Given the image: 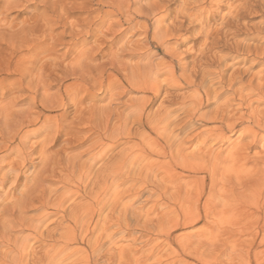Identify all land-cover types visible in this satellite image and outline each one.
I'll use <instances>...</instances> for the list:
<instances>
[{
    "label": "bare ground",
    "instance_id": "obj_1",
    "mask_svg": "<svg viewBox=\"0 0 264 264\" xmlns=\"http://www.w3.org/2000/svg\"><path fill=\"white\" fill-rule=\"evenodd\" d=\"M137 1L138 3L140 2V0H99V5L109 10H97L98 20L92 23L91 26L87 22L89 17L74 22L77 25L71 24L70 26L69 23L60 21L62 19L59 18V23L54 25V27L61 26L63 28V31L56 36L59 40L60 36L63 35H69L75 39L80 34L76 29L86 23L89 25L88 33L94 38V43L88 47L87 43L81 42L82 44H80V42L74 40L69 46V53L61 57V64L54 55L55 43L52 45L46 44L45 40L43 45H41L42 50L38 48L39 45H34L35 49L40 50V55L36 56V59L32 62V68L25 71L27 75L33 77L32 82L35 81L34 90L36 91L34 93L37 95L40 89L38 87L43 86L45 90L40 101H42L41 104L46 110H58L59 108L63 110L67 106V103L73 104L75 108H78L75 114V118L79 122L78 125L88 124L87 129H80L77 134L83 133L87 136L86 141L89 142V145L86 153L89 156V160L92 161V164L98 160L107 161L105 173L102 179L98 181L104 185L103 189H107L108 191L110 187L116 185L121 176L123 177L128 174V178L122 179L123 182L121 184H126L130 180L131 187H129L131 189L128 188L130 189L129 192L126 190V193L120 195H125L128 192L131 194V197L140 200L143 198V195H150L151 198L152 196H159L160 198V196L162 197L160 193L166 195V193L170 192L169 194L172 195L174 193L168 190H175L176 195L171 197L177 199L175 201L179 203L174 204H180V207L174 208H179L180 210L175 211L170 218L175 225L173 230L178 227H194L203 219L209 220L213 217L216 219L221 217V215L222 218L230 217L229 219H231L232 216V218L247 219L249 222L259 220L263 222L264 226V46L259 44H254L255 46L250 45L244 40L238 39V33L245 26L243 22L246 16H255L257 14L264 16V0H180L179 8L175 10L176 14L174 13L175 17L167 27L162 24L169 17V14L172 13L169 5H172L177 0H157L152 5H144L146 3L144 2V4L142 3L143 5L135 10L133 6H135L134 4ZM20 5H22V2L19 0H5V3L0 8V30L11 32L9 35L12 38L11 42L8 41L10 43V58L8 57L6 69L0 66V77L1 72L5 71L7 73L6 77L0 78V86L3 88L7 84L15 87V84L20 83L22 85L23 83L24 73L20 69L21 66L19 65L18 58L21 49H17V43L13 42L16 38L15 32L18 29H15L13 23L10 22L11 20L8 21L9 12ZM225 5H228V13L221 15L220 10L222 11ZM111 17H116V19L113 20ZM139 17H144L147 21L151 18L154 21L152 28L144 24V28L138 36L142 38L140 41L124 39L120 46L117 47V50L113 52L112 47L117 43L118 39V37H115V34L119 32L118 35L122 36L123 32L125 33L128 29H133L137 24L139 25L141 22L138 23L137 21ZM217 19H219V24L215 23ZM125 24L128 27H123V29L121 28L118 31L115 30L116 27H122ZM260 25L262 26L256 27L254 31L253 29L249 31L253 35H264V22ZM246 28L245 30H248ZM50 32L49 37L58 41L54 37V31L51 30ZM151 32L153 34L152 40L158 44L171 61H165L158 52L151 53L149 51L150 44L143 43V40H147ZM191 33L195 35V41H200L199 49L193 52V49L190 48L189 52H191L186 57L183 59L176 58L178 55L176 56L172 51L173 49L171 48V50L168 47L169 44L172 43L173 39ZM109 36L114 37L112 38V43L101 49L104 43L107 44L105 41ZM138 50L142 52L135 54ZM99 51L100 53L98 54ZM222 51L229 52L230 57L222 56ZM134 57H136L137 61H134L136 60ZM233 57H242L244 63L250 62L251 65L248 67L247 64L246 66L244 65L245 67L243 68H246L244 70H239L240 68L236 69L234 65L227 63L228 59ZM189 58H191L190 61H184ZM258 67L260 69L254 73L253 70ZM47 68L53 73L52 76L48 74L49 72L47 73ZM231 68H234L231 71L232 73L227 75V71ZM62 75H67L65 77L72 80L71 84L65 86L66 91L69 89L73 90V93L67 95V100L63 97L58 98L49 95L50 85L48 81L54 79V81L59 83ZM20 77H22V80ZM105 80L109 81L108 85H105ZM184 88L192 90V93L184 94L178 92ZM94 89L114 92L111 95V102L118 100L119 96L132 95L131 93H137L140 96L130 97L125 109L118 114L115 113L114 117L111 111L103 110L102 114H96L98 108L92 105L89 108H83V106H86L85 100L92 98L94 91L92 92L91 90ZM14 92V89L10 90L11 96H9L10 100L7 105H2L3 100L0 104V120L2 121L3 119L6 123L11 119L14 120L15 117H12V115H16L13 114L14 99H12V95ZM81 93H85L87 96L85 98L80 97ZM254 98H257L256 101H253ZM158 102L156 110L153 111L152 107ZM255 103H258V106L255 107ZM206 107L209 109L203 111ZM97 115L100 116L98 120H96ZM77 121H74L72 124L74 125ZM95 121H98V123ZM6 123V127H9V123ZM195 124L209 126V128L204 129L200 134L196 135V140L193 143L190 142L191 144L188 140L192 136L188 137V140L183 139L181 141L179 135L181 133L185 135L188 131H194L195 127L193 125ZM129 125H132L131 128ZM43 130L46 134L47 132H56L58 134L60 133V126L57 123L55 126H52L50 123L46 124ZM141 130H144L145 133H141ZM174 130L178 131V134ZM237 132L240 133L241 140L235 147L227 151L224 156V151L218 150L216 146L221 143H230L231 137ZM152 135H155V137L153 138ZM55 137L52 136L50 138V143L53 144L56 141L57 138ZM186 137L187 135H185ZM71 140L65 142L67 146L72 143ZM243 140L244 142L246 140V143L240 144ZM7 146L4 143L0 144L1 148H7ZM14 146L16 147L17 145ZM119 146H122V149L116 156L109 155L113 153L112 150L114 148ZM257 148H260V151L250 156V151ZM44 149L47 150V148ZM10 151V153L14 152L16 154L17 159L30 161L28 159L30 153H26L22 148L17 147ZM42 153V168L47 169L49 157L47 151ZM66 153H68L67 150ZM73 164L75 165V161ZM11 166L15 168L13 164ZM13 167L8 169L4 177L0 179V195L4 193V185L7 182H11L16 188L19 187L20 174L14 176ZM63 168L66 170V167ZM86 172L89 171L86 170ZM42 183L39 186H42ZM98 184H96L97 187ZM99 185L101 186V184ZM24 187L25 192L19 195L20 198L17 199L18 201L14 206V209H17L15 212L24 215V219L20 220L21 224L17 222L20 225L19 234L27 230L34 232L39 228V225L30 224L27 227L24 224L28 220V217L25 215L34 207L31 192L32 181H27ZM116 188H119V185ZM165 190L167 192H164ZM115 197L118 199V196ZM121 197L119 198L121 199ZM95 199L97 200L98 198ZM160 199L162 200L163 198ZM220 199L223 202L216 204V201ZM169 201L171 202V200ZM61 204L62 201L57 205L61 206ZM171 204L173 205V202ZM185 204H189L190 206L184 208L183 205ZM45 206L47 205L42 203L40 207L44 208ZM86 206L80 208L79 212L73 213L72 218L76 223L80 219H85L84 214L86 213H80L87 210ZM251 207L254 208V211H251ZM250 208L251 210H249ZM98 212L100 213L101 211ZM168 214L165 217L169 218ZM122 216V219L124 216L127 218L125 213ZM130 217L133 219L132 216ZM86 219L88 221V218ZM237 220L239 221V219ZM5 227H3L4 231L0 232H5ZM26 227L27 230H25ZM6 228L9 229L8 227ZM127 228L130 229V227ZM7 229L6 231H8ZM10 229L12 230V228ZM65 231L67 232V230ZM2 235L1 238H5L4 234ZM67 235L69 234L67 233ZM170 235L168 234V237H171ZM7 237L10 243L11 235ZM199 237L202 236L199 234H188L178 238H181L180 240L185 243L193 242L194 239ZM7 240L3 241L6 242ZM17 240L19 241V239ZM17 240L16 243L13 242L15 244H10L13 245L10 248V252L0 253V264H23L25 262L26 256L24 252H20L24 249L25 245L18 246ZM55 241L57 240L55 239ZM4 243L3 246L7 245V242L5 245ZM20 248L22 249L20 250ZM77 254L79 253L77 252ZM57 257L52 258V260H56ZM197 258L200 259V257ZM27 264L29 263L27 262Z\"/></svg>",
    "mask_w": 264,
    "mask_h": 264
},
{
    "label": "rangeland",
    "instance_id": "obj_2",
    "mask_svg": "<svg viewBox=\"0 0 264 264\" xmlns=\"http://www.w3.org/2000/svg\"><path fill=\"white\" fill-rule=\"evenodd\" d=\"M19 1L22 2V5L14 8L9 12L8 21L11 20L10 22L13 23L15 29H20V31L17 30L15 32L16 38L13 42L17 43V49H21L18 58L20 62L19 65L21 66L20 69H22V72L24 73V78L26 76L29 77H26L25 79L23 78L22 85L18 83L17 85L15 84V87H11L9 84H7L5 88L0 86V104L3 100L2 105H7L10 100L9 96H11L10 90L14 89L15 92L12 95V99H14L13 114H16L15 116L12 115V117H15L14 120L11 119L9 122H7L9 123V127H6V121H3V119L2 121L0 120V144L4 143L8 145L7 148L0 147V179L4 177L8 169L13 167L11 166L12 164L16 168L15 169L13 167L15 172V174L13 175L18 176L20 174L19 187L16 188L14 184H12L11 182H7L4 185V193H1L0 195L5 197H0V212L2 211L0 213V225L3 226L7 222L3 227L6 226L9 228L7 229L5 227V232H0V253L4 254L5 252H10V248L13 247V245L10 244H15L16 240L19 239V241L17 240V245H25V251L24 249L20 251L24 252L26 256L24 260L25 262H23V264H27V262L29 264H264V226L262 221L254 220L249 222L244 218H232L231 216V219H229L230 217L222 218L221 215V217H218L216 219L214 217L209 220L203 219L194 227H178L176 229L174 228L173 230V227H175V225L172 219L170 220V218L175 211L180 210L179 208H174L180 207V204H174L179 202L175 201L176 198L173 199V197H171L176 195L174 192L175 190H168L171 191V193H174L172 195L169 194L170 192L166 193V195L160 193V195H162V197L160 196V198H163L162 200L157 195V197L152 196V198L150 195H143V198L140 200L134 199L135 197H131V194L128 193L131 189V181L129 180L128 182H126V184H121L123 182L122 179L128 178V174L124 175L123 177L121 176L118 179L116 185L110 187L108 191L107 189H103L104 185H102V183L98 181L102 179V176L105 173V164L107 163V161L98 160L96 163L92 164V161L89 160V156H87L86 153L89 145V142L86 141L87 136L83 133L77 134L80 129H87L88 124H84L81 126L78 125L79 122L75 118L76 110L78 108H75L73 104H69L66 101L68 107L66 106L63 110H61V108H59L58 110L44 109L43 105L41 104L42 101L40 100H42L45 89H43V86L38 87L40 89L38 91V94L36 95L34 93L36 91L34 90L36 85L35 81L32 82L33 77L27 75L25 71L32 68V62L36 59V56L40 55L39 51L42 50L41 45H43V42H45V40L46 44L52 45L53 43H55L54 46L57 48L54 47V55L55 58L57 57L60 64L62 63L61 57L69 53V46L74 40H76V42H80V44L85 42L87 43L88 47L91 46L94 43V38H92L88 33L89 25L91 26L92 23H95L98 20L97 10L104 9V11H106L109 9L100 6L98 3L99 0ZM156 1L157 0H140L139 3L137 1L134 4L135 6H133V9H138L139 6L144 4V2H146L144 5H152ZM4 3L5 0H0V8ZM179 4L180 0H177L174 1L172 5H169V9L170 11H172V15L169 14V17L162 24L163 26L167 27L168 24L173 20L176 14L175 10L179 8ZM227 6H223L224 8L222 9V11L220 10V12L222 13L221 15L228 13ZM87 17H89L87 21L89 25L85 23L86 26L83 25L81 27H78L76 31L80 34L75 39H73L69 35L60 36V40L56 37L63 31V28L61 26L54 27L55 24L59 23V18L62 19H59L60 21H65L66 23H69L70 26L71 24L77 25V23L74 22H78L79 20L85 19ZM111 18L113 20L116 19V17ZM149 19L150 20L147 21L146 18L139 17L137 18V21L138 23L140 21L141 22L136 26L139 28L134 27L133 29H128L127 32H123L122 36L118 35L119 32L118 34H115V37H118V39L116 43L117 45L115 44V47H112L113 52L117 50V47L120 46L121 42L124 39H134L140 41L142 38H139L138 36L142 32L144 24H147L150 26V28H152V23L154 21L151 20V18ZM262 22H264V16L261 14H257L255 16H246L245 21L243 22L245 26L243 30L238 33V39L244 40L247 44L250 45L259 44L261 46H264V35H253L252 32L249 31L250 29H253L254 31L256 27L262 26L260 25L262 24ZM215 23L219 24V19L215 20ZM23 26L25 29L23 28ZM246 26L248 30H245ZM123 27L126 28L128 27V25L125 24L122 27H116L115 30H121V28L123 29ZM51 30L54 31V37L58 39V41L49 37ZM10 33L11 32H7L6 30H0V66H2L3 69H6V63L10 58L9 42H11L12 39L9 35ZM134 33H136L135 36ZM23 36L25 40H23ZM152 36L153 34L151 32L148 39L143 40V43L145 42L150 44L149 51L153 54L158 52L165 61H171V59L164 54V51L158 46V44L152 40ZM112 38L114 37L109 36V38L105 41L107 42V44L104 43L102 47L100 46L101 49H104L108 44L112 43ZM27 43H30V45H28ZM34 45H39L38 48L40 50L38 51L37 49H35ZM199 45L200 41H195V35H192L191 33L183 37L181 36L179 38L173 39L172 43H170L168 47L170 49H173L171 50L176 54V56L178 55L176 58L179 57L180 59H183L188 55V53L191 52H189L190 48H192L194 52L196 51V49H199ZM140 52L142 51L138 50L135 54H139ZM99 53L100 51L98 52V54ZM221 55L229 56L230 53L227 51H222ZM134 59H136V57H134ZM190 60L191 58L185 59L184 61ZM134 61H137V59ZM227 63L229 65H234V68L236 69L240 68L239 70L246 69L243 68L246 66V64L247 67L251 65L250 62V64L244 63L242 61V57L230 58L228 59ZM233 69L231 68L229 71H227L226 74L230 75ZM259 69L260 67L253 70V72L256 73ZM47 73L51 76L53 74L49 70V68H47ZM6 74L7 73L5 71L1 72L0 78L6 77ZM65 76L67 75L61 76L59 83L54 81V79H50L48 81V84L50 85L49 95L56 96L58 98L63 97L66 100L68 99L67 95L73 93V90L69 89L68 91H66L65 86L71 84L72 80L68 77L67 79ZM20 78L22 80V77ZM108 84L109 81L105 80V85ZM58 91L60 94L58 93ZM91 91H94L92 93V98L88 97L90 100H85L86 106H83V108H89L91 107L90 105H92L98 108H96V114H102L103 110H105L111 111L112 114H114V117L115 113L118 114L125 109L126 105L129 103L128 101L130 97L140 96V94L131 93L132 95L123 97L119 96L118 100L111 102V95L114 92H108L105 90L98 91L97 89ZM178 92L191 94L192 90L190 91L189 89L184 88L179 90ZM81 96L85 98L87 94L81 93L80 97ZM256 99L257 98H254L253 101H256ZM158 104L159 102L153 106L154 109L152 107L153 111L156 110ZM254 106H258V103H255ZM207 109L209 108L206 107L203 109V111ZM99 117L100 116L97 115L96 120H98ZM15 120L16 122H14ZM74 121H77L78 123L75 122V124L73 125L72 123H74ZM55 122L60 126V133L57 134L56 132H52V134L50 132H47L46 134L43 128L46 126V124L50 123L52 126H55ZM95 122L98 123V121ZM131 126L132 125H129L130 128ZM193 126L195 127L194 131H188L189 133L186 132V138L184 133L180 134L179 132L181 141L183 139L188 140L192 136L194 138L191 137V139L188 141L189 143H193L196 140V135L200 134L204 129L209 128V126H202L200 124H195ZM176 130L174 131L176 134H178V131ZM42 131L44 132L42 133ZM141 133H145V131L141 130ZM239 134V132L235 133L231 137L230 143L218 144L216 148L218 150L220 149V151L222 150V152L224 151L223 155L225 156L227 151L235 147L241 140ZM52 136H56L55 138H57L53 144L50 143V138ZM152 137L154 138L155 135H152ZM8 139H10L11 142H9L10 140L7 141ZM60 139L61 141H59ZM70 139H72V143L67 146L65 142ZM192 139L193 141H191ZM244 143H246V140L245 142L243 140L240 144ZM14 145L17 146L15 147ZM17 147L22 148L26 153H30V156L28 157L30 161H21L16 158V154L14 152L10 153L11 149L14 150ZM44 148H47V150ZM121 149L122 146L116 147L113 149L114 151L112 150L113 153L111 152L112 154L109 155L116 156L121 151ZM43 150L47 151V155L49 157L47 169L42 168V152H44ZM66 150L68 153H66ZM259 151L260 148L253 149L252 151H250V156H253L254 153H257ZM74 161L75 165L73 164ZM63 167H66V170ZM86 170L89 172H86ZM14 176L12 177L14 178ZM30 180L32 181L31 192L33 195L32 200L34 207L29 210L30 212H27L28 215H25L26 217H28V220L24 224L27 225V227L30 224L39 225V228L37 229V231L30 232L26 227L25 230L27 231H23L19 234V223L21 224L20 220L22 221L24 219V215H21L19 212H15L17 209H14V206L18 201L17 199L20 198L19 195H22L21 193L25 192V183L27 181L31 182ZM40 183H42L43 185L39 186ZM98 183L101 184V186ZM63 184L68 185L69 187H64ZM96 184H98V187ZM117 185H119V188H116ZM40 187H42L43 189ZM93 189H95V191H93ZM126 190L128 191L127 194L120 195L122 193H126ZM164 192L167 191L165 190ZM7 193L10 195H8ZM114 195L118 196V199ZM120 196H122L121 199L119 198ZM95 198L98 199L96 200ZM94 199L95 201H93ZM146 199H148V201H146ZM169 200H171V202ZM221 200L222 199L216 201V204H221L223 202ZM60 201H62L61 206L57 205ZM172 202L173 205L171 204ZM42 203H45L48 206L44 207L47 209L40 207ZM119 204L120 206H118ZM85 206L89 211H81L80 213H86L84 214L85 219H80L79 222L76 223V221L72 218L73 213H75L76 211L79 212L80 208ZM170 206H172L174 210ZM183 206L185 208L186 206L189 207L190 205L185 204ZM251 208L249 210H251ZM8 210H10V212H8ZM98 211L101 212L99 213ZM251 211H254V208H252ZM5 212L6 214L4 215ZM124 213L127 215V218H125L124 216V218L122 219L121 216L124 215ZM88 214L91 216H89ZM167 214L169 218L165 217L167 216ZM86 215H88V217H86ZM130 216H132L133 219ZM86 218H88V221H86ZM39 219L42 221L40 222ZM237 219H239V221ZM13 221L14 223H12ZM2 226H0V231H4V228ZM127 227H130V229H128ZM10 228H12V230ZM6 229L8 231H6ZM170 229H172V231H170ZM65 230H67V232ZM67 233L69 235H67ZM2 234H4L5 238L11 235L10 243L7 240L8 237L6 239L1 238ZM168 234H171V237H168ZM188 234H199L202 237L194 239L193 242L185 243L180 240L181 238H178ZM55 239L57 241H55ZM3 240H7V245H5L6 242ZM260 241H263V243H261ZM3 243L5 246H3ZM21 249L22 248H20V250ZM77 252L79 254H77ZM51 254H54L55 257L58 256L56 260H52V258L55 257ZM92 255L94 256V258ZM197 257H200V259Z\"/></svg>",
    "mask_w": 264,
    "mask_h": 264
}]
</instances>
